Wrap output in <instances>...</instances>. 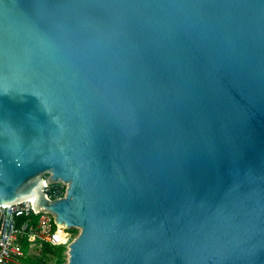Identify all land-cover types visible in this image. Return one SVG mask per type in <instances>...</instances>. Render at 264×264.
<instances>
[{
	"label": "water",
	"instance_id": "1",
	"mask_svg": "<svg viewBox=\"0 0 264 264\" xmlns=\"http://www.w3.org/2000/svg\"><path fill=\"white\" fill-rule=\"evenodd\" d=\"M31 200L65 264H264V0H0V203Z\"/></svg>",
	"mask_w": 264,
	"mask_h": 264
},
{
	"label": "built area",
	"instance_id": "2",
	"mask_svg": "<svg viewBox=\"0 0 264 264\" xmlns=\"http://www.w3.org/2000/svg\"><path fill=\"white\" fill-rule=\"evenodd\" d=\"M67 189L68 184L64 181L44 184L51 199L65 197ZM74 239L70 229L56 223L51 213L36 211L32 200L13 205L0 203V264H24L28 257L37 254L36 243L68 248ZM25 243L29 245V251L24 250Z\"/></svg>",
	"mask_w": 264,
	"mask_h": 264
},
{
	"label": "trees",
	"instance_id": "3",
	"mask_svg": "<svg viewBox=\"0 0 264 264\" xmlns=\"http://www.w3.org/2000/svg\"><path fill=\"white\" fill-rule=\"evenodd\" d=\"M72 234H77L79 231L76 228L70 229ZM29 248L27 243L24 244V248ZM34 250L36 253L40 254L39 258L28 257L24 264H44L47 260H53V264H65L67 247L64 245H51L49 243H36L34 245Z\"/></svg>",
	"mask_w": 264,
	"mask_h": 264
},
{
	"label": "rangeland",
	"instance_id": "4",
	"mask_svg": "<svg viewBox=\"0 0 264 264\" xmlns=\"http://www.w3.org/2000/svg\"><path fill=\"white\" fill-rule=\"evenodd\" d=\"M78 231L80 232L79 229H78ZM79 232L77 234H73V236L76 238L79 235ZM24 250L25 251H29L28 246L25 247ZM65 254H66V262H67L68 261V252L66 251ZM35 256H36L35 258H39L40 257V254L37 253V254H35ZM44 264H53V260H47V261L44 262Z\"/></svg>",
	"mask_w": 264,
	"mask_h": 264
}]
</instances>
